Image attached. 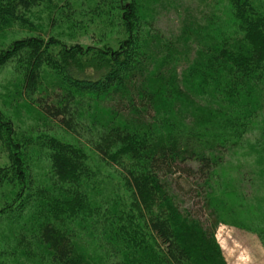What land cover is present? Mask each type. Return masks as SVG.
Instances as JSON below:
<instances>
[{"label":"trees","instance_id":"16d2710c","mask_svg":"<svg viewBox=\"0 0 264 264\" xmlns=\"http://www.w3.org/2000/svg\"><path fill=\"white\" fill-rule=\"evenodd\" d=\"M45 1L0 0V35L13 25L32 29L25 12ZM64 1L69 14L71 0ZM175 1L110 0L123 35L115 47L65 46L37 33L0 50V70L14 73L8 98L28 102L76 138L15 140L0 117L10 160L0 166V186L21 184L16 209L39 211L30 227L39 250L0 249V264H227L215 237L226 222L254 231L264 248L261 201L216 190L226 154L242 146L264 111V13L251 0H199L209 12L186 6L178 28L166 30L161 9ZM83 139L100 161L120 167L124 208L108 199L115 213L99 224L88 219L95 171ZM28 148L45 150L49 161V193L39 202L29 181L22 184ZM177 179L200 199L204 220L180 207ZM235 182L242 188L253 179ZM84 223L86 236L76 228ZM20 255L22 262L12 258Z\"/></svg>","mask_w":264,"mask_h":264},{"label":"rangeland","instance_id":"374dc122","mask_svg":"<svg viewBox=\"0 0 264 264\" xmlns=\"http://www.w3.org/2000/svg\"><path fill=\"white\" fill-rule=\"evenodd\" d=\"M109 1L71 0L70 6L73 11L68 10L71 13L67 14L68 8L63 7L64 0H47L25 12V16L34 28L13 25L0 35V50L15 39L37 33H41L45 38L53 36L65 46L80 44L84 48L87 46L103 49L115 47L116 40H120L123 36L120 33L121 26L118 24L120 10L116 4L112 8ZM251 1L258 11L264 13V0ZM186 6L188 10L200 14L211 9L210 5L204 6L199 0H176L174 5L169 4L161 9L160 26L166 30L177 29ZM13 76L14 73L9 66L0 70V112L2 114L0 117H4L5 121L12 124L13 138L27 142L51 136L67 143H76V138L72 133L60 128L54 120H47L28 102H14L8 98L9 92L14 88ZM254 121V128L245 135L243 134L242 146L233 149L232 154H226V162L217 172L216 190L220 192L219 196L226 195L225 198L231 200H234L238 192L245 195L250 194L248 196H253L250 199L251 202L255 204L256 200L261 201L260 207L264 210V111ZM80 147L86 155V162L95 171L93 180L86 187V202L92 206V210L88 212V219L99 224L101 217L115 213L112 206H106L108 199L118 201L115 205L117 211H122L124 208L125 197L120 182V167L100 161L84 139ZM32 150V153L30 148L26 150L30 159H27L29 160L28 166L21 168L27 170L28 179L22 184L29 181L33 201L39 202L45 194L49 193L48 189H43L49 187L50 167L45 150L38 151L36 148ZM9 163L8 152L0 141V166L6 165L7 167ZM250 177L253 179L252 184L247 182ZM241 180L247 183H240L243 187L239 188L235 181L240 182ZM21 187V184L16 185L15 183H5L0 186V249L15 250V254H21L25 249L33 252L39 250L35 244L34 233L30 232L31 224L37 217L34 215L39 213L38 208L16 209L18 201L22 200L16 198V194L24 191ZM176 189L180 207L191 210L194 216L204 220L206 214L200 210L201 201L196 195L192 197L188 184L182 179H177ZM25 196L27 193L24 194ZM106 208H109V211L104 214L103 211ZM256 210L263 213L260 209ZM28 215L31 216L30 219L27 218ZM86 215L87 213L83 216V220ZM88 225L90 226V223ZM88 225L84 223L76 228L83 236H86L85 230L88 231ZM215 237L223 250L227 264H264V248L254 231L226 222L218 226ZM20 256L12 258L22 262L23 255ZM0 258L3 257L0 256ZM38 260L41 258L39 257Z\"/></svg>","mask_w":264,"mask_h":264}]
</instances>
